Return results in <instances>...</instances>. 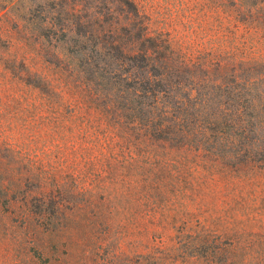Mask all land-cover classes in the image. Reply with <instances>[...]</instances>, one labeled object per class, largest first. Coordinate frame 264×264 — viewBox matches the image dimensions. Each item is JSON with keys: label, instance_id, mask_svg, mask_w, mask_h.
<instances>
[{"label": "rangeland", "instance_id": "obj_1", "mask_svg": "<svg viewBox=\"0 0 264 264\" xmlns=\"http://www.w3.org/2000/svg\"><path fill=\"white\" fill-rule=\"evenodd\" d=\"M131 1L186 63L264 62L251 9ZM122 8L0 0V264H264L262 153L235 160L208 140H159L105 116L71 69L67 38L36 30L60 10L59 24L79 16L108 41Z\"/></svg>", "mask_w": 264, "mask_h": 264}, {"label": "trees", "instance_id": "obj_2", "mask_svg": "<svg viewBox=\"0 0 264 264\" xmlns=\"http://www.w3.org/2000/svg\"><path fill=\"white\" fill-rule=\"evenodd\" d=\"M119 1L124 14L108 41L87 31L79 16L59 24L60 10L36 25L46 39L43 30L55 27L61 33L57 41L67 38L71 69L90 87L89 100L105 116L127 119L156 139L190 144L199 138L200 144L209 141L207 147L227 148L232 159L250 152L262 153L264 161V62L186 63L166 38L150 31L131 0ZM227 1L254 11L252 20L264 28V0Z\"/></svg>", "mask_w": 264, "mask_h": 264}]
</instances>
